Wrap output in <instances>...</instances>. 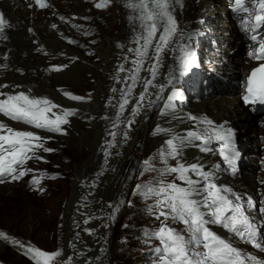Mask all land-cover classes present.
Returning a JSON list of instances; mask_svg holds the SVG:
<instances>
[{
  "label": "bare ground",
  "instance_id": "bare-ground-1",
  "mask_svg": "<svg viewBox=\"0 0 264 264\" xmlns=\"http://www.w3.org/2000/svg\"><path fill=\"white\" fill-rule=\"evenodd\" d=\"M99 2L101 0H50L48 10L43 12L38 11L31 0H4L1 5L10 27L6 38H0V84L11 87L0 91L47 97L62 109L75 110L68 119L78 121L84 118L91 123L90 134L81 124L75 123L77 135H73V139L64 138L71 142L78 158L83 159L75 166L76 178L73 179L66 215L67 241L68 245L74 243L75 264H111V223L118 218L119 206L112 209L109 205L115 204L117 194L119 199L123 197L120 190L126 193L135 186L131 173L124 169L135 155L140 135L146 130L151 142L154 135H160L157 143H163V146L155 153H161L167 150L168 146L165 148L164 145L169 139L184 137L189 131L209 129V125L201 121H211L217 128L231 129L232 146L238 154L235 174L218 157L217 148L222 142L216 140H212L209 146L212 150L207 152L194 146L203 147L200 141L185 143L177 159L186 164L204 165L205 171L215 173L218 185L251 197L256 208L248 210L247 214L259 219L260 201L264 199V118H257L241 104L247 75L257 64L248 55L254 50L248 40V32L241 20L228 9L227 0H183V7L177 8L175 13L179 23L177 36L170 48L162 53L157 76L152 81L157 87L149 86L143 106L133 116L132 109L144 92L143 82L137 83L124 113L132 123H121L119 127L106 117L116 115L117 107L114 105L118 106L120 101L119 90L127 89V85L117 83V78L126 76L125 72H119L121 64L126 69L132 68L131 60L135 56L128 48L138 46L132 43L136 32L127 22L126 12L118 0L98 9L95 4ZM181 48L194 54V59L189 58L191 66L183 74L181 59L184 52ZM237 50L242 53L239 52L236 58L234 53ZM149 54L154 55L151 49ZM64 65L67 67H62V70H53ZM208 73L214 77L213 82L199 88L189 85L200 75ZM140 76L151 79L147 71L142 70ZM229 77L234 78L238 86L232 91L226 88ZM88 80L94 81L89 96L75 95L84 97L83 101L68 98L66 93L73 95L67 87L69 84L77 86ZM227 85L234 86L230 80ZM113 88L117 91L113 92ZM173 95L178 97L172 101L173 107L165 109L167 98ZM60 108L53 109V112L59 113ZM0 121L35 132L45 139L48 136L43 135L41 129L10 121L3 115H0ZM157 128L164 131L157 132ZM112 132L118 133L115 139ZM110 144L115 146L109 147ZM105 153H108L107 158ZM248 157L251 158L247 162ZM177 159L170 157L171 165L176 166ZM249 163L252 164L250 169ZM132 191L135 193L137 189ZM83 198L89 199L91 207L88 220L100 233L96 237L74 239L75 234L70 230L74 225V209L82 204ZM85 221L86 217H83L80 226H85ZM210 227L217 234L234 240L237 247L264 259V252L241 242L231 233L223 234L216 225ZM94 239L97 242L92 244ZM4 252L5 248L0 244V253Z\"/></svg>",
  "mask_w": 264,
  "mask_h": 264
},
{
  "label": "snow or ice",
  "instance_id": "snow-or-ice-1",
  "mask_svg": "<svg viewBox=\"0 0 264 264\" xmlns=\"http://www.w3.org/2000/svg\"><path fill=\"white\" fill-rule=\"evenodd\" d=\"M125 9H130L127 16L132 24L136 35L132 43L138 45L136 48H128L133 53L135 59L131 60L132 68L126 69L124 64L119 66V72H125L126 76L117 78V83L127 85V89H120L121 98L118 102L116 115L111 119L114 126L119 127L121 123L131 125L132 121L124 116L126 106L130 103L129 97L134 91V87L139 82H143L144 92L137 100V105L132 109L135 116L143 101L149 86L157 87L152 81L156 78L158 67L161 63V56L165 49L170 48L174 38L177 36L179 23L177 16V6L183 7V0H121ZM41 8L49 5L46 0H35ZM113 3V0H101L96 3V8H106ZM253 8L244 7V0H235L234 12H248L249 17L243 20L244 30L256 33L264 27V0H251ZM255 9L260 11L253 12ZM63 19V18H62ZM249 20L255 23L249 25ZM10 27L3 13H0V38L5 29ZM55 27V25H53ZM157 33L159 36L157 37ZM191 38V37H190ZM251 40L258 41L256 34L251 35ZM259 47L249 51L250 58L264 60V40H259ZM73 43V41H69ZM122 47V45H117ZM154 55L149 54V50ZM181 59V74L190 66V57L194 59L191 51H185ZM128 58L125 57V60ZM150 64V67H145ZM64 66L54 67L53 70H62ZM147 71L151 79L140 76L141 71ZM129 81L131 83L129 84ZM10 85L0 84V89L10 88ZM16 87H19L18 85ZM162 87V86H160ZM113 92L117 89L113 88ZM247 94L243 97L246 104L264 105V64L254 68L247 78ZM69 99L83 101L84 97H79L66 93ZM0 115L8 120L20 124L31 126L52 133L64 132L62 126L69 123L68 117L75 114V110L62 109L60 106L47 97H34L25 92H3L0 91ZM158 99L160 97H157ZM178 98L176 95L169 96L165 109L173 107L172 101ZM60 108V112H53V109ZM51 113V117L49 116ZM54 117V118H53ZM197 120V117H189ZM207 123L209 129L203 132L189 131L186 136L169 139L166 141L167 150L162 152V157L177 159L181 156L182 147L185 143L200 141V151L207 152L212 149L208 145L212 140L222 142L220 155L228 164L232 173L237 171V152L232 146L233 132L231 129H224L223 126L217 128L211 121H201ZM157 132L164 131L157 128ZM117 132H112L113 139ZM126 136V133H125ZM45 138L35 132L14 128L4 121H0V184L5 182L19 181L33 169L25 168L24 165L32 159L42 160L43 157L37 153L42 150L45 153L54 151L44 146ZM115 145L110 144L109 147ZM108 153H105L107 158ZM145 170H152L149 161H145ZM218 167V166H217ZM176 174V179L182 181L186 187L173 182L165 184L160 182L159 187H145L137 185V189L142 191L146 198H155L152 211L155 218L161 221V227L149 234V238L155 237L160 241V246L153 249L157 257V264H264V259L245 251L235 245L234 240L227 239L213 231L211 225H217L231 233L235 238L259 252H264V199L260 201V218L247 214L248 210L256 208V202L251 197H245L234 192L227 186L218 185L215 182V173L205 171L204 165L200 163L186 164L177 159L174 167H166L161 175ZM191 173V175H189ZM193 176L196 179H193ZM10 178V180H9ZM43 174L40 179H43ZM40 179L33 177L30 181L36 185L38 191ZM111 207V205H109ZM180 222L185 225L187 237L176 229L171 228L167 221ZM87 222V221H86ZM0 238L12 243L14 246L23 249V254L28 256L34 264H72V257L66 260L61 259L63 253L57 250L52 253L45 252L30 243L25 246L20 241L6 235L0 231Z\"/></svg>",
  "mask_w": 264,
  "mask_h": 264
},
{
  "label": "rangeland",
  "instance_id": "rangeland-1",
  "mask_svg": "<svg viewBox=\"0 0 264 264\" xmlns=\"http://www.w3.org/2000/svg\"><path fill=\"white\" fill-rule=\"evenodd\" d=\"M6 29L9 33V27ZM239 52L242 53L241 50L235 51L236 58L240 55ZM205 76L214 78L210 73ZM195 77L196 75L193 76V79ZM227 80L234 84L232 89H228L229 91L238 87L234 78L229 77ZM67 87L73 95L89 96L94 88V81L88 80L87 83L77 86L69 84ZM73 119L75 118L68 119L69 123L62 126L66 134L41 130L44 132L43 135H48L44 141L45 147L54 151L45 153L40 150L37 154L43 157L42 160L32 159L24 165L25 168L33 169L32 172L26 174L19 181L0 184V231L25 246L30 243L48 253L61 250L63 253L61 259L66 260L71 256L72 264H75L74 243L68 245L67 241L66 215L74 183L73 179L76 178L75 166L83 159L78 158L68 139H73V135H77L75 123L81 124L88 134L91 133V123L84 118L78 121ZM159 136L154 135L151 142L148 130L140 135L135 155L128 160L124 169L131 173L132 180L135 182L132 190H136L137 185L159 187L161 181L165 184L177 183L176 174L161 175L166 167L174 166L171 165L170 157L165 160L161 155L162 152L155 153L163 146V143L160 145L157 143ZM64 138L68 139L64 140ZM60 140L61 143H58ZM164 146L167 148V145ZM249 158L251 157L246 158L247 162ZM145 161L150 162L152 170H145ZM249 164L250 169L252 164ZM42 174L44 178L40 179ZM33 177L40 179L38 187L43 189L42 192L36 190L37 186L30 183ZM178 184L185 186L183 182H178ZM132 190L126 193L120 190L123 197L119 199L117 194L115 204L111 205L112 209L119 206L118 218L111 223L113 228L115 226L109 244L111 264H157V257L153 249L160 246V241L155 237L149 238V234L161 227V221L164 218L161 217L157 220L151 210L155 204V198H146L142 191L137 189L134 193ZM85 199L83 198V201ZM83 201L74 209V225L70 228L71 232L75 234L74 239L80 236L90 238L95 235L96 237L100 233V230L96 229L88 220L91 209L88 204L89 199ZM108 211L111 210L108 208ZM83 217H86L87 222L85 221V226H80V220ZM167 224L187 237L184 224L173 222L171 219L167 221ZM96 242L97 239H94L92 244ZM0 244L5 248V252L0 253V262L3 264H34L28 256L16 250L18 247L12 243L0 238ZM92 244L89 246H93Z\"/></svg>",
  "mask_w": 264,
  "mask_h": 264
},
{
  "label": "trees",
  "instance_id": "trees-1",
  "mask_svg": "<svg viewBox=\"0 0 264 264\" xmlns=\"http://www.w3.org/2000/svg\"><path fill=\"white\" fill-rule=\"evenodd\" d=\"M16 250H18L20 253H22V254H23V249H21V248H18V249H16Z\"/></svg>",
  "mask_w": 264,
  "mask_h": 264
},
{
  "label": "water",
  "instance_id": "water-1",
  "mask_svg": "<svg viewBox=\"0 0 264 264\" xmlns=\"http://www.w3.org/2000/svg\"><path fill=\"white\" fill-rule=\"evenodd\" d=\"M115 229V226H114V228L112 229V231ZM111 238H112V235H111Z\"/></svg>",
  "mask_w": 264,
  "mask_h": 264
}]
</instances>
